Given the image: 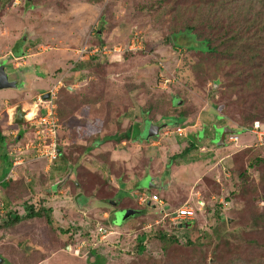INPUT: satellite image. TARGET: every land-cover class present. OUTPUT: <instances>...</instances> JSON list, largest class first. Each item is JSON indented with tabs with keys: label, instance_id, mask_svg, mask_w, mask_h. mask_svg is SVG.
<instances>
[{
	"label": "rangeland",
	"instance_id": "obj_1",
	"mask_svg": "<svg viewBox=\"0 0 264 264\" xmlns=\"http://www.w3.org/2000/svg\"><path fill=\"white\" fill-rule=\"evenodd\" d=\"M187 2L0 0V80L7 76L16 84V89L0 88V98L12 96L0 100V178L11 168L9 159L21 161L12 176L29 189H19L12 176L5 188L0 185V224L11 219L9 213H20L18 205L27 197L46 195L55 226L41 217L0 227V264H92L96 258L99 264H264V168L238 177L264 149L253 134L236 131L235 143L224 137L252 121L264 123V31L256 21L237 53L246 50L228 61L190 49L191 35L181 33L174 44L171 30L195 14ZM236 8L239 17L243 8H252L264 18V0ZM193 23L200 28L198 20ZM96 32L115 47L105 54L110 57L78 64L92 55L79 54L78 44L96 38ZM16 37L18 49L12 51ZM59 73H67L64 80ZM48 79L45 93L54 89L57 98V151L62 152L53 163L19 154L34 140L35 128L13 120L23 105L36 112L44 99L36 93L46 89ZM181 114L182 123L163 127L171 119L163 115ZM158 125L162 128L152 138ZM134 126L142 142L124 137ZM199 129L198 140H192L196 145L177 156ZM113 134L120 135L118 142L87 149ZM158 179L164 187H151L149 194L159 195L161 205L139 190L159 186ZM55 181L58 186L49 187ZM127 205L145 211L130 217L119 209ZM181 206L191 209L185 219L194 215L200 231L215 228L218 237L205 234L186 246L143 235V246L135 249L138 235L148 229L174 233L183 242L188 233L173 218ZM58 226L68 227L67 233ZM98 228L107 232L104 238Z\"/></svg>",
	"mask_w": 264,
	"mask_h": 264
},
{
	"label": "trees",
	"instance_id": "obj_2",
	"mask_svg": "<svg viewBox=\"0 0 264 264\" xmlns=\"http://www.w3.org/2000/svg\"><path fill=\"white\" fill-rule=\"evenodd\" d=\"M245 1H247V0H192V1L188 0L187 3L189 6H187V7H189L188 9L192 10L195 13L194 17H192L190 23H187L182 27H180V26L175 27L174 26V28L171 30L170 39L175 44L177 36L181 35V33L182 34L184 33L186 37H188L187 35H191L190 37L194 40V42L196 44L195 43H192V44L189 43L187 46H189L190 49H198L201 52H206L209 54H218V55L223 56L225 59H227V61L229 58H231L233 60L235 57L241 55L246 50L247 47H245L244 50L242 52H240L239 54L237 53L238 46L241 44H246L245 42H247L249 40V38L252 37V36H250L251 34H249V30H250L249 27L250 26H252L256 21H260V27L258 28V30L264 31V18H260L256 14L254 15L253 14L254 12L251 10L252 8H248V9L243 8L241 10V13H240L241 17L238 16L239 13L237 12L238 8H236V5H238L240 3H245ZM173 10H176V9H173ZM194 20H195V22L197 20L199 21V27L200 28H197L196 25L194 26V23H193ZM240 20H242L246 25L243 27L236 26L235 23L239 22ZM203 27H207V28L205 30H201V29H203ZM95 35H96V38H95V36L93 39H92V37H90L89 39L86 38L84 41H81L78 45L81 46V45H83V43L85 41H87V43L90 46H95L99 50L96 51L94 54H92L90 58H88L87 60H82V61L78 62V64L85 62V61L88 62L91 60L106 59V58L110 57V55H105L104 53L101 52V48L103 46H107V43L103 40V38L98 37V36H100L99 33L96 32ZM25 39H27V38H25ZM261 41H262V45H264V40H261ZM258 46L260 47L259 44H258ZM114 53H118V52H114ZM73 60L75 61V58ZM76 66L77 65L73 66L72 69L76 68ZM56 99H54V102L57 106ZM211 106L216 109V104H211ZM57 109H58V106H57ZM214 112L218 113L217 111H214ZM163 116L171 118L169 123L166 121L162 124L163 127L164 126H171L172 124L182 123L183 120L185 119V115H183V114H181V116L180 115H178V116L163 115ZM57 117H58V121H60L58 112H57ZM253 122L254 121L250 122L247 125L238 126V127L233 128L234 133L236 131H243L242 130L243 127L251 126ZM162 125L156 126L158 128V130H160L162 128ZM136 128H137V126H134V127H132V129L130 131L129 130L126 131L124 133V137L125 138H131L133 135L134 136L133 138L135 141L142 142L144 139L143 140L139 139L135 135V129ZM202 128H203V126L200 127V129H202ZM200 129L197 130V132H195L194 134H192L193 135L192 137H195V135L198 136ZM204 132H206L205 128H204ZM230 134L231 133L224 135L225 143H227L226 139ZM157 135H158V131L156 134H154V130H153L152 138L157 137ZM59 137H60V128L58 129L57 143H58V140H60ZM192 137L187 138L188 139L187 142H189V145L187 147H184V149L181 152H179V154L177 156H179V157L184 156L185 154H187L191 150V148H193L196 145L193 143L192 140H194V139ZM119 139H120V135H116V134L108 135V136H105L104 138H101V139H95L93 141L94 143L92 142L87 147V149L90 150L93 147H96L97 145H100L101 143H103L105 141L113 140L114 142L115 141L118 142ZM1 140H3V138H2L1 131H0V141ZM260 148L264 149L263 146H260ZM61 154H62V152L58 153L57 158H55L51 163H53L55 160H57L58 157H61ZM171 157L172 158L170 159V162L167 164L168 166H170V164L173 162V160H172L173 157H176V156L172 155ZM9 160L12 163V159H9ZM257 167L264 168V153L254 156L250 160V162H248V165L245 167V169L242 170V172H240L238 174V177L242 178V176H245L246 173H249L250 169L256 170ZM144 175H142V176H144ZM142 176H140V177H142ZM120 180H121V177H119L117 179V182H123ZM13 182L18 183L19 189H21L23 191L29 190L27 188L21 187L20 183L17 182V180H13ZM56 182L57 181H55L49 187H52ZM8 184H10L9 181L8 182L2 181L0 183V185L3 188H5ZM151 187L156 191L158 189H160L159 186L154 187L152 183H151ZM150 188L141 186L139 188V190L143 194H144V192H146V194H149V190H151ZM117 189L118 190H117L116 194L120 192V189L119 188H117ZM152 194H156V193H152ZM152 194H149V195L151 196ZM232 194H234V192H232ZM45 196L39 195L37 197H33V196L27 197L23 202L19 203V205H18V206H20V213H18L16 211L13 214H10V213H9V215L7 214L8 216H10L11 219H8L7 221H3L2 224H0V227L5 228L6 226H8L14 222H17L20 219L30 220L33 218H41V217H44L47 220V222L49 224H51L53 222V220H52V217H53L52 216L53 215L52 209H51V205L48 204V206H47L45 204V203L50 202L49 198L47 196L45 198ZM145 196H147V195H145ZM157 196L159 199H162L159 195H157ZM147 198L148 197H146L145 199H147ZM261 203L264 204V201H261ZM75 204H77V203H75ZM156 204L161 205V204L155 202V205ZM130 207L131 206L127 205L126 207L119 208V209H134V208H130ZM136 210H138V212L133 214V215H130V217L131 216L134 217L135 215L143 214V211H145V209H141V210L136 209ZM215 211H217V210H215ZM215 216L218 217V213H215ZM183 220L180 221L179 225L182 229H184L188 233V236L185 238V240L183 242L181 241V239L177 238L174 233H168L167 234L164 230L158 229V228L154 229V230L148 229L146 232H143V233L138 235L139 239L135 243V245H137L135 249L143 246L144 237H146V239H149V238L153 239L154 238L157 241H170V243H172V244H176V245L181 244V245H186V246L192 245L194 242L199 241V238L204 237L205 234L208 237L212 236L211 238H214L213 240H215L216 237H218V235L215 231V228H212L211 230H208V231L207 230L200 231L197 228L196 218L194 215H193V217L191 216L190 218L183 219ZM53 224H54V222H53ZM53 224H51V225H53ZM58 229H59V232H61L62 234H65V233H67L68 227H66V228H60L59 227ZM203 232H205V233H203ZM97 233H98V230H97L96 234ZM143 235H144V237H143ZM58 236H61V235L58 234ZM89 239L90 238L88 236V240ZM161 248L165 250L167 248L166 244L162 243ZM96 259L93 261L92 264H99V261L97 263Z\"/></svg>",
	"mask_w": 264,
	"mask_h": 264
},
{
	"label": "built area",
	"instance_id": "obj_3",
	"mask_svg": "<svg viewBox=\"0 0 264 264\" xmlns=\"http://www.w3.org/2000/svg\"><path fill=\"white\" fill-rule=\"evenodd\" d=\"M136 39V37H134ZM134 40V39H133ZM115 48V47H113ZM113 48H109L108 46H103L101 48V52L107 54L111 52ZM79 54H94L99 49L95 46H90L87 41L83 43V45L77 49ZM58 84H61V81H57ZM56 88V86H54ZM54 89L49 90L48 97L44 99H40V106H37L36 112L31 116L28 120L31 122L34 131V140L30 143L25 144L24 150H22L19 154L27 155L30 158H44L47 159L48 163H51L58 156V129L60 128V123L57 117L56 104L54 102L55 96ZM180 131V128H177ZM245 131L253 134L256 138L257 144L264 146V123H260L258 121H254L253 124L244 129ZM180 134V132H178ZM230 141H235L236 136H230ZM17 151V150H16ZM10 156H15L12 153ZM21 162V161H20ZM18 160L13 161L11 164L10 173L13 168L20 164ZM8 172V173H9ZM150 200L153 202H157L162 204V200L158 198L156 194H152L150 196ZM186 206H181L176 210L174 219L183 220L190 215V208ZM171 219V218H170ZM105 229L98 228V234L101 237H105L106 235Z\"/></svg>",
	"mask_w": 264,
	"mask_h": 264
},
{
	"label": "crops",
	"instance_id": "obj_4",
	"mask_svg": "<svg viewBox=\"0 0 264 264\" xmlns=\"http://www.w3.org/2000/svg\"><path fill=\"white\" fill-rule=\"evenodd\" d=\"M18 39H19V38H17V37L14 39V45H15V48H12V51H15V50H16V47H17V49H18V44H17ZM26 42H27V39H26L25 42H24V47H26V45H27ZM19 46H21V44H19ZM43 73L46 74L45 72H43ZM60 74H61V79L64 80V77L67 75V73H66V74L59 73L58 75L60 76ZM58 75H57V76H58ZM56 78H57V77H56ZM53 81H54V80H53ZM48 82H49V84H48L47 87H45L46 89L44 88L45 90L43 89L44 91H40L39 93H36V95H37L36 98L39 97V96H41V97L43 98V96H44V94H45V91L48 90V87L51 86V83H52V82H50L49 79H48ZM14 88L16 89V86H15ZM40 90H42V89H40ZM40 93H41V94H40ZM39 94H40V95H39ZM11 98H12V96H8V97L4 96L3 98H0V100L2 99V100H5V101H8V100H11ZM23 103H24V102H22V105H23ZM15 107H16V106H15ZM28 107H29V106H28ZM28 107H27V105H23L22 108H20V107H18V108H19L21 111L27 112V111H28V110H27ZM18 108L15 109V111H14V115L20 111V110L17 111ZM34 113H35V111L29 109V111L26 113V114H27V117H26V118H27V119H28V118L30 119L31 116H32ZM13 120H14V116H13ZM29 122H30V121H29ZM30 123H31V122H30ZM12 124H13V123H12ZM12 124H11V125H12ZM6 125H7V123H6ZM1 126H2V125H1ZM21 126H23V125H21ZM24 127H25V126H23V128H24ZM23 128H22V129H23ZM25 128H26V127H25ZM0 129H1V128H0ZM0 131H1V130H0ZM1 134H2V133H1ZM2 135H4V134H2ZM198 138H199V137H198L197 135H195V137H193V139H196V140H198ZM58 150H59V153H61V150H60V149H58ZM16 168H17V166H16L15 168L12 169L11 173H10V172L7 173V177H8V178H9L10 176H12L13 174L16 173V172H15ZM10 169H11V168H10ZM10 169H9V171H10ZM152 176H153V175H152ZM139 178H140V177H139ZM198 178H199V177H198ZM198 178H197V179H198ZM12 179H13V180H16L17 177H16V176H15V177L12 176ZM7 180H8V179H7ZM7 180L0 179V183H1L2 181H3V182H8ZM158 180H159V181H157V183L159 182V183H158V184H159V187L162 188L164 181L161 183V182H160L161 179H158ZM170 180H172V178H168V180H166L167 185H168V183H169V182H167V181H170ZM57 184H58V181H57L56 184H55L56 187L58 186ZM52 187H53V186H52ZM52 187H51V188H52ZM163 187H164V186H163ZM53 188H54V187H53ZM148 196H149V194H148ZM148 196H146V197H148ZM88 200H89V202L91 201L90 199H87V201H88ZM147 201H148V200H147ZM89 202H88V203L85 202L84 204H86V205H87V204H90ZM75 203H76V202H75ZM147 203H148V202H147ZM77 204H78V203H77ZM84 204H78V206H82V205H84Z\"/></svg>",
	"mask_w": 264,
	"mask_h": 264
},
{
	"label": "water",
	"instance_id": "obj_5",
	"mask_svg": "<svg viewBox=\"0 0 264 264\" xmlns=\"http://www.w3.org/2000/svg\"><path fill=\"white\" fill-rule=\"evenodd\" d=\"M1 77H2V80H0V81H6V82H1L0 83V88H6L8 86L12 88V87H15L16 86L15 82L9 81L8 78H7V76H1ZM47 97H48V93H45L44 96H43V98H47ZM17 114H18V118L15 119V122L16 123H21L23 121L21 112H18ZM157 131H158V128L156 127L155 130H154V134H156ZM153 186L154 187H158V185L156 183ZM147 187L150 188L151 187V184H150V186H147ZM137 212H138V210H136V209H126L125 215H133V214H135Z\"/></svg>",
	"mask_w": 264,
	"mask_h": 264
},
{
	"label": "flooded vegetation",
	"instance_id": "obj_6",
	"mask_svg": "<svg viewBox=\"0 0 264 264\" xmlns=\"http://www.w3.org/2000/svg\"><path fill=\"white\" fill-rule=\"evenodd\" d=\"M18 110H20L19 108L17 109V111ZM19 112H21V115H22V118H23V121L20 123L21 125H23V126H25V122L27 123V124H30V125H32L30 122H29V120L26 118L27 117V112H24V111H19ZM14 117H15V119H17L18 118V114L16 113L15 115H14ZM27 128V127H26ZM0 179H3V180H7L8 179V177H7V174H6V176H4V177H2V178H0Z\"/></svg>",
	"mask_w": 264,
	"mask_h": 264
},
{
	"label": "clouds",
	"instance_id": "obj_7",
	"mask_svg": "<svg viewBox=\"0 0 264 264\" xmlns=\"http://www.w3.org/2000/svg\"><path fill=\"white\" fill-rule=\"evenodd\" d=\"M252 124H253V123H252ZM247 127H249V126H247ZM247 127H243V129H242L243 132H244V133L251 134V133H249V132H247V131L244 130V129L247 128ZM230 136H236V139H237V138H238V137H237L238 135H237L236 133H231V134L227 137V139H226L227 143H230V142H234V143H235V141H230V140H229V137H230ZM255 141H256V138H255ZM256 144H257V141H256ZM257 145H258V146H261V145H259V144H257ZM263 147H264V146H263ZM142 194H143V193H142ZM143 195H144V194H143ZM147 199L150 200V195L148 196ZM150 201H151V200H150ZM154 203H155V202H154ZM160 212L162 213L163 210L161 209Z\"/></svg>",
	"mask_w": 264,
	"mask_h": 264
}]
</instances>
